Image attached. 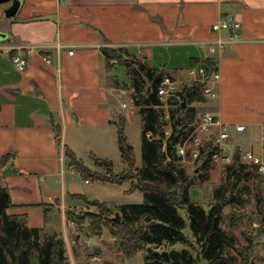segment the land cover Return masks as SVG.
<instances>
[{
	"label": "crops",
	"instance_id": "crops-1",
	"mask_svg": "<svg viewBox=\"0 0 264 264\" xmlns=\"http://www.w3.org/2000/svg\"><path fill=\"white\" fill-rule=\"evenodd\" d=\"M19 1L11 19L3 15L7 5H0V184L14 205L8 214L25 216L38 234L51 229L65 206L75 207L69 195H86L90 184L68 168L63 147L77 157L87 148L80 150L87 137L94 138L96 150L97 139L107 133L111 135L99 149L115 143V123L124 115L112 94L121 89L118 75L125 83L128 77L124 71L106 70L103 47H122L152 67L163 66L180 91L191 84L188 71L196 67H189L190 60L213 58L220 84L216 104L203 96L206 111L229 129L246 126L248 134L233 130L234 137H258L264 126V0ZM220 19L240 24L239 42L230 41L234 33L212 30ZM217 37L228 42L211 54ZM26 48L33 53L26 70L19 72L12 57L25 54ZM51 121L59 126V141ZM248 141L241 143L245 152L264 159V143ZM232 145H240L239 140L233 138ZM83 156L93 160L90 154ZM244 166L246 171L251 165ZM54 236L60 237H47Z\"/></svg>",
	"mask_w": 264,
	"mask_h": 264
},
{
	"label": "trees",
	"instance_id": "trees-1",
	"mask_svg": "<svg viewBox=\"0 0 264 264\" xmlns=\"http://www.w3.org/2000/svg\"><path fill=\"white\" fill-rule=\"evenodd\" d=\"M101 52L108 72H112L117 66L124 69L128 77V83L118 78V87L133 89L132 98L138 109L141 126V165H136L134 149L127 142L124 116H119L115 123L118 148L126 166L124 172L114 174L108 160L92 158L97 165L105 168L106 174L93 172L66 146L63 147V156L68 168L74 169L84 182L120 184L131 181L130 192L138 191L142 202L114 205L91 200L93 205H98V210L94 212L96 214L83 212L78 216L69 209L66 213L67 220L83 225L86 220L91 219L88 227L90 231H96L97 225L107 229L128 257H132L145 246L157 248L175 243L190 246L183 232L186 224L179 213L183 210L202 260L207 264H230L232 258L228 256L227 250L234 238L222 228V220L225 207L239 202L233 192L245 173V166L238 158L240 154L235 151L232 163L225 166V182L214 190L215 203L206 210L190 199L192 182L179 164L182 158L176 152V146L183 143L194 129L190 115L192 110L188 108V104L201 85L189 84L183 87L180 93H183L182 101L186 102L184 109L182 102L172 101L165 109L157 93V86L164 75L163 66L152 67L144 59L132 57L122 47H103ZM113 60L115 64L110 63ZM190 61L189 67H204L208 74L217 68L213 58ZM166 113L169 115L168 120L165 118ZM50 123L59 141V126L53 121ZM167 126L170 133L165 136ZM214 134L210 132L202 137L199 156L195 162L199 170L210 167L212 153L218 152V148L211 143ZM185 158L190 160V148L187 149ZM200 179L205 181L203 177ZM69 197L90 205L89 198L85 195L72 194ZM13 208L8 188L0 184V264H71L62 238L47 237L40 243L39 231L27 226L25 216L8 214L7 211ZM43 209L46 210L47 206L44 205ZM116 214L121 217L119 223L112 218ZM142 264H198V261L188 249L158 252L148 248Z\"/></svg>",
	"mask_w": 264,
	"mask_h": 264
},
{
	"label": "rangeland",
	"instance_id": "rangeland-1",
	"mask_svg": "<svg viewBox=\"0 0 264 264\" xmlns=\"http://www.w3.org/2000/svg\"><path fill=\"white\" fill-rule=\"evenodd\" d=\"M143 59L147 64L151 65V63L147 59ZM113 70L115 72L124 71V69L117 68V66L114 67ZM216 70L219 73L217 68ZM182 74L185 75L184 73ZM118 78L120 81L124 80V77L121 74L118 75ZM217 90L218 86L216 87V95L214 97H209V99L206 98L208 100H213L212 104L217 103ZM112 95L113 102L117 107H119V102L121 100V97L123 98V96H119V94L115 93ZM192 101L193 102H190L188 104V108L192 110L190 111V115L192 116L193 127L195 128L199 123L201 114L205 113V111L207 110V106L205 105L204 97L201 93H196ZM206 113L211 116L213 122H219L222 126L221 128L227 126L229 139L223 143L222 156H233L236 151V153L240 154L238 157L239 160H241L240 162H242L243 164H249L248 162L242 160V155L246 151L244 150L245 148L242 144L249 139L248 143L253 142L256 146H262V144L264 143V139L261 136V131L264 126L261 127L258 137L253 135H245L247 136V138L242 135L234 137V134L231 132H233V130L236 132L235 126L238 124L233 125V129H229V125L222 124L216 115L208 111H206ZM136 118L139 119L136 114H133L129 117L130 122L126 121L124 133L128 144H130L134 149L136 165L140 167L141 126ZM243 126L245 127V130L243 132L236 133L248 134L246 126ZM165 130L169 131L170 133L168 126ZM218 130L219 128L217 126H212L211 132L217 135ZM110 135V133H107L106 135L97 139L99 148L101 144L108 141ZM87 138L88 139L86 140L80 141L82 147L80 150L84 149L86 146L87 148L82 150V153H79L80 150L78 152V156L81 157L84 162H82L83 165L85 164L86 166H88L93 172L99 173L101 175L106 174V170L103 166L97 165L95 168V161L92 160L89 163L87 158L83 156H86V154H90L91 158L110 161L112 163L114 174H119L126 170L125 163H122V157L118 148L116 133L115 143L113 144V146H111L110 149L97 148L96 150L95 146L92 144L94 138ZM233 138L238 139L240 145H232ZM92 146L94 147V149L92 148ZM253 154L260 158L264 165V159L256 153ZM181 158L182 160L179 162V164L185 170V173L189 176V179L192 182L189 190L190 199L193 202L199 203L200 205H202V207L208 210L215 203V201L213 200L214 190L225 182V166L229 164H221L219 161H214L211 159L212 164L210 165V167H208L207 169L199 170L195 163L197 159L190 158V160L188 161L186 160V158ZM252 166L253 165L247 167L246 171L244 169V176L237 182L235 186L233 194L239 202H234L225 207L223 213L222 228L226 232L231 234L234 238L233 244L227 250L228 256L232 258L230 260V264H264V180L263 177L260 176L259 173H257L256 168L253 166L255 168L254 169L252 168ZM200 177H203L205 181L202 182ZM89 183V185L85 186V191L87 192L85 196L89 198L90 205L79 200L73 201L72 206L75 207H73L74 209L72 210H75L74 212L78 216L83 212H90L92 215L96 214L94 212L98 210V205H93V201L91 200L107 202L114 205L138 204L142 202V196L138 191L130 192L131 181H125L120 184L101 182ZM100 202L99 204H101ZM68 210L69 207L65 206L64 215L62 212L61 214L58 213V215L54 218V221H51V226L49 227L51 229L45 231L47 235L46 233L39 234L38 240L40 243L44 242V239L47 238L48 234L50 235L56 233L57 235H60V237H62L64 240L63 246L66 250V255L69 258L71 264H142L144 261V255L147 252L148 248H151L154 251L158 252L165 250L181 251L182 249H188L197 259L198 264H207L205 260H202L201 255L199 254V247L193 241L192 234L189 230V220L183 210H180L179 213L185 221L186 226L183 232L187 238L188 244H191L190 246H186V244L184 243H175L174 245L170 246L164 244L157 248L154 246H145L142 249L138 250L137 254L132 257H128L126 252L121 249L120 243H118L111 237L107 229H102L101 226L97 225L96 231H90L88 227L91 223V219L86 220L85 224L83 225L76 224L75 227H70L68 225L66 217V213ZM118 216L120 217V215ZM112 218H114L115 220V217ZM92 256L99 257L100 261H95L92 259L90 260Z\"/></svg>",
	"mask_w": 264,
	"mask_h": 264
},
{
	"label": "built area",
	"instance_id": "built-area-1",
	"mask_svg": "<svg viewBox=\"0 0 264 264\" xmlns=\"http://www.w3.org/2000/svg\"><path fill=\"white\" fill-rule=\"evenodd\" d=\"M240 29V24L237 22L230 21L228 19H220L218 22L212 25V30L214 32H231L234 33L232 35V42H239L241 39L240 33L238 34V30ZM228 40L223 37H217L209 48V52L211 54H215L218 51L222 50L225 43ZM62 47L61 45L58 48ZM33 53V49L26 48L25 54H16L12 57V63L16 67L19 72H24L28 65L29 56ZM73 50L70 49L68 51V55L72 56ZM111 64H115V61H111ZM188 75L190 79L187 83L191 84H200L201 87L199 91L205 97H214L216 95V87L220 84V73L216 71L211 72V74L207 72L204 67H196L190 69L188 71ZM180 89H178V83L171 79V77L167 74H164L160 83L157 86V93L160 102L163 103L165 109H167L170 101L172 102H182L183 93H180ZM117 93L122 95L121 100L119 102V111H121L122 115L126 116L128 119L133 114H136L139 117L138 109L135 106L132 98L133 90L132 89H118ZM218 95V90H217ZM136 117V116H135ZM165 118L168 120L169 115L166 113ZM212 126H217L219 128L218 134H214L211 140V143L215 148H218V152H215L211 155V159L214 161H219L221 164H230L232 162V156L228 157L227 155L222 156L223 154V143L229 139V133L227 126L221 128V124L219 122H213L211 116L208 113H202L200 116V120L198 125L193 129L190 136L181 144L176 146V152L181 157H186V151L190 148V158L197 159L199 156V148L202 144V137L207 133L212 131ZM236 132H243L245 127L243 125L235 126ZM169 135V131H165V136ZM147 136H150L148 134ZM261 136L264 139V127L261 131ZM165 145V143H164ZM164 150V147H163ZM242 160L248 162L256 168L257 173L263 177L264 180V165L262 160L254 155L252 152L247 151L242 155ZM226 162V163H225ZM74 209V208H73ZM76 209V208H75ZM75 211V210H74ZM68 225L70 227H75L76 224L70 220H67ZM100 261L99 257H91L90 260Z\"/></svg>",
	"mask_w": 264,
	"mask_h": 264
},
{
	"label": "water",
	"instance_id": "water-1",
	"mask_svg": "<svg viewBox=\"0 0 264 264\" xmlns=\"http://www.w3.org/2000/svg\"><path fill=\"white\" fill-rule=\"evenodd\" d=\"M0 5H7L5 10L3 11V15L6 19H11L16 16L18 10L20 8V1L19 0H0ZM182 108L184 109L186 106V102L182 101L181 104ZM120 217L118 214L115 216V222H119Z\"/></svg>",
	"mask_w": 264,
	"mask_h": 264
},
{
	"label": "bare ground",
	"instance_id": "bare-ground-1",
	"mask_svg": "<svg viewBox=\"0 0 264 264\" xmlns=\"http://www.w3.org/2000/svg\"><path fill=\"white\" fill-rule=\"evenodd\" d=\"M160 81H161V80H160ZM132 90H133V89H132ZM118 106H119V105H118ZM118 109H119V108H118ZM213 153H214V152H213ZM213 153H212V154H213Z\"/></svg>",
	"mask_w": 264,
	"mask_h": 264
}]
</instances>
